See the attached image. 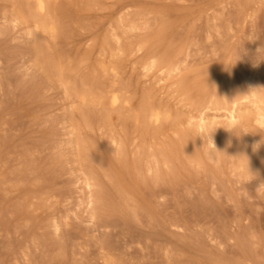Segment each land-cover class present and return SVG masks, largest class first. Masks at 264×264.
<instances>
[{
    "label": "rangeland",
    "instance_id": "374dc122",
    "mask_svg": "<svg viewBox=\"0 0 264 264\" xmlns=\"http://www.w3.org/2000/svg\"><path fill=\"white\" fill-rule=\"evenodd\" d=\"M56 2L30 35L0 0V264H264L254 109L196 129L264 97V0Z\"/></svg>",
    "mask_w": 264,
    "mask_h": 264
},
{
    "label": "bare ground",
    "instance_id": "6f19581e",
    "mask_svg": "<svg viewBox=\"0 0 264 264\" xmlns=\"http://www.w3.org/2000/svg\"><path fill=\"white\" fill-rule=\"evenodd\" d=\"M8 1L10 2V0ZM56 1L57 0H13L12 6L14 8L11 7L12 13H11L10 20L15 25L22 24V25L27 26L28 24H31L29 26H32V27L31 28L28 27V30H27L28 34L30 35L33 33H36V35L51 34L54 32L55 28L53 24L48 21V18L50 17V11H54V7H52V4L55 3ZM8 12L10 13V11ZM153 66H154V63H151L147 68L151 69L153 68ZM108 102H109V106L116 107L117 105L120 104V98L116 94L112 93L108 98ZM248 107H252L254 109L256 113V122L258 123L260 127L264 129V97H260L255 94L245 95L238 100L234 99L230 101L228 107L222 108L221 113L219 115L217 114L213 116L214 119H220V120L224 119L225 122H220L216 124L215 121H209V115L207 114V112L210 111L211 109L206 108L205 111L200 112L196 116V119H197L196 129L199 132L208 133L209 131L213 129L221 130L222 128L224 129V127L232 128L233 126L239 125L243 122L248 112ZM144 119L145 120L147 119V122L149 123L158 124L163 119V117L160 112L153 110L149 113L148 117H146V114H145ZM209 146H212L214 147V149H217V144L215 141H212V140L209 141ZM89 178L84 179V184H85L86 189L88 190V204L94 205L96 203L97 198L94 196V191H93L94 183ZM51 228L53 231H56V227H55L53 219H52ZM100 255H101V258L104 257L102 256V253ZM23 257H24L25 264H29V260H28L29 255L24 253ZM112 257L111 256L110 258L105 257L104 259H102L104 260L103 263L104 264H114V261L111 259ZM15 258L17 260L16 256ZM115 260L117 261L116 258Z\"/></svg>",
    "mask_w": 264,
    "mask_h": 264
}]
</instances>
